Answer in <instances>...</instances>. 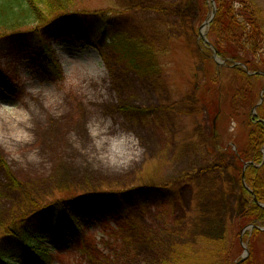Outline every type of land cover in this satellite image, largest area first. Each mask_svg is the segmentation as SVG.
I'll use <instances>...</instances> for the list:
<instances>
[{
	"label": "rangeland",
	"instance_id": "374dc122",
	"mask_svg": "<svg viewBox=\"0 0 264 264\" xmlns=\"http://www.w3.org/2000/svg\"><path fill=\"white\" fill-rule=\"evenodd\" d=\"M206 2L78 0L105 16L91 39L100 46L71 26L46 37L57 75L33 49L37 34L0 47L17 88L0 90V233L58 198L139 188L151 199L123 213L71 211L81 233L55 244L53 264H164L189 256L186 245L207 256L200 237L224 234L244 207L234 165L247 132L221 114L213 129L216 111L201 100ZM213 136L228 150L209 146ZM256 246L264 261V236Z\"/></svg>",
	"mask_w": 264,
	"mask_h": 264
},
{
	"label": "trees",
	"instance_id": "16d2710c",
	"mask_svg": "<svg viewBox=\"0 0 264 264\" xmlns=\"http://www.w3.org/2000/svg\"><path fill=\"white\" fill-rule=\"evenodd\" d=\"M206 1L210 2L212 9L216 7V14L207 27L211 45L204 40L201 45L206 78L201 100L209 112L216 111L213 122L218 114L228 116L247 132V141L238 148L235 154L237 164L234 165L244 207L227 223L224 234L200 237L204 248H207V256H197L201 252L186 245L182 253L188 252L189 256H173L172 261L164 264H236L242 248L239 235L251 225V231L245 232L250 253L241 264H264L257 255L256 246L257 240L264 236V230L259 228L264 227V208L258 204H264V100L258 105L260 91L264 88V13L256 0H215V3L205 0V6ZM97 14L80 9L78 0H0V47L8 49L10 39L17 36L24 35L29 40L37 34L43 41L33 49L41 58L43 68L50 75H57L52 50L45 43V38H54L62 27L71 26L83 30L82 39L100 46L95 41L91 42L96 33L103 34L102 30L97 32L99 28L96 25L105 16L101 14L98 17ZM214 51L225 64H217ZM153 53L151 48L146 52L149 66L153 65L150 60ZM153 67L154 71L158 70L155 64ZM0 90L11 94L17 92L1 68ZM255 106L257 113L253 115ZM212 126L214 129L215 122ZM213 137H210L212 143L209 146L215 150H228L219 136ZM229 147L232 148L231 145ZM246 162L251 163L244 167ZM151 197L150 192L139 188L110 190L99 195L58 198L33 209L25 216L13 218L8 230L0 233V264H53L51 250L55 244L81 233L71 211L89 216L98 211L110 214L118 210L123 213L128 206L147 202Z\"/></svg>",
	"mask_w": 264,
	"mask_h": 264
},
{
	"label": "water",
	"instance_id": "95a60500",
	"mask_svg": "<svg viewBox=\"0 0 264 264\" xmlns=\"http://www.w3.org/2000/svg\"><path fill=\"white\" fill-rule=\"evenodd\" d=\"M212 1L214 2V0H212ZM215 14H216V8L214 7V9L212 10L210 16H209V17L206 19V21L203 23L202 28H206V27L210 24V22L213 20V18H214V16H215ZM201 36H202L203 40H204L207 44H209V45L211 44L210 41L208 40L207 36H206V33L201 32ZM213 57L216 59V61H217L218 64H223V61H221L220 59H218L216 51H214V55H213ZM263 91H264V89H263ZM262 101H263V98H261V102H262ZM261 102H260V103H261ZM252 114H253V115L256 114V107L253 108V110H252ZM250 163H251V162H246L244 167H246V166H247L248 164H250ZM258 204H259L261 207L264 208V204H261V203H258ZM249 228H253V225L245 227V228L243 229L242 234H243L247 229H249ZM259 228H260L261 230L264 229L263 227H259ZM241 240H242V238H241ZM245 248H246V247H245ZM248 255H249V251H248V249L246 248L245 251H244V253H243L242 256H241V259H240L236 264H241V263L247 258Z\"/></svg>",
	"mask_w": 264,
	"mask_h": 264
},
{
	"label": "bare ground",
	"instance_id": "6f19581e",
	"mask_svg": "<svg viewBox=\"0 0 264 264\" xmlns=\"http://www.w3.org/2000/svg\"><path fill=\"white\" fill-rule=\"evenodd\" d=\"M256 113H257V109H256Z\"/></svg>",
	"mask_w": 264,
	"mask_h": 264
}]
</instances>
